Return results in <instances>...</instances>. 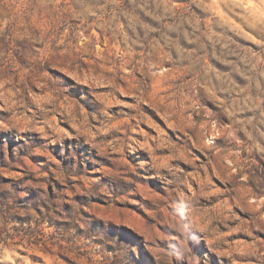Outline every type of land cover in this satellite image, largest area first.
<instances>
[{"label":"rangeland","instance_id":"obj_1","mask_svg":"<svg viewBox=\"0 0 264 264\" xmlns=\"http://www.w3.org/2000/svg\"><path fill=\"white\" fill-rule=\"evenodd\" d=\"M0 264H264V0H0Z\"/></svg>","mask_w":264,"mask_h":264}]
</instances>
